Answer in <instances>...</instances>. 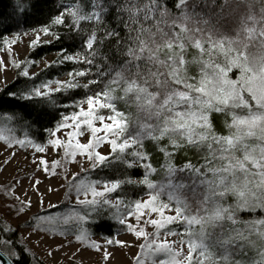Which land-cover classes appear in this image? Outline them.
Wrapping results in <instances>:
<instances>
[{"label": "snow or ice", "instance_id": "snow-or-ice-1", "mask_svg": "<svg viewBox=\"0 0 264 264\" xmlns=\"http://www.w3.org/2000/svg\"><path fill=\"white\" fill-rule=\"evenodd\" d=\"M47 2L14 0L17 15L12 23L9 14L0 12V41L9 53L27 33L18 31L11 39L4 33L19 29ZM254 4L261 5L258 11ZM56 9L47 24L32 29L36 38L31 46H38L41 33L59 41L61 35L52 29L65 26L68 39L80 37L83 52L69 55L62 50L58 63L72 61L89 69L69 72L68 80L0 89V110L8 109L0 111V141L9 148L31 147L35 153H45L49 147L63 149L64 163L76 162L81 156L93 169L119 165L144 169L139 180L125 174L123 179H80L70 185L75 188L77 204L90 208L91 213L80 215L73 210L65 222H83L94 213L99 220L93 223H100L106 208L115 209L108 218L145 240L139 245L136 264L160 255L164 259L159 264H264V216L241 218L243 212L264 211V0H174L172 8L167 0H69ZM109 17L116 21L115 27ZM190 48L195 54L188 59ZM22 63L34 65L35 61H13L16 68ZM193 64L199 68L197 76L189 75ZM93 66L98 79L80 84L78 78L87 79ZM18 75L38 77L37 73L30 75L27 66ZM99 85H103L100 91L83 99L69 95L68 103L58 102L57 94L63 100V94L72 89L90 90ZM121 103L127 111L117 107ZM60 107L77 110L68 115L61 112L56 119L54 110ZM214 112L231 117L230 123L225 121L227 135L216 131ZM44 118L55 124L42 129L49 138L40 144L29 130ZM14 122L22 124L23 138L8 127ZM64 129L68 130L66 139H61L57 134ZM86 132L89 138L82 143L79 137ZM165 138L168 143L162 145ZM145 141L163 154L159 169L153 166ZM105 143L110 146L108 154L98 150ZM190 149L201 154L202 162L186 159L176 164L177 153L187 154ZM32 164L52 174L62 166L61 160L49 164L43 157L34 158ZM158 172L162 179H151ZM126 185L146 189L147 199L109 198ZM18 211H24L23 202ZM128 217H134L136 224ZM142 220L154 232L140 227ZM172 225H182L184 231L177 233ZM175 235L182 238L179 247L167 239ZM76 240L101 252L105 262L112 255L89 239L87 229L82 228ZM105 243L126 246L115 238H106ZM29 251L10 238L0 240V264H29Z\"/></svg>", "mask_w": 264, "mask_h": 264}, {"label": "rangeland", "instance_id": "rangeland-1", "mask_svg": "<svg viewBox=\"0 0 264 264\" xmlns=\"http://www.w3.org/2000/svg\"><path fill=\"white\" fill-rule=\"evenodd\" d=\"M12 37L13 35L9 36L10 39ZM35 38L33 31L21 35L12 46L10 53L7 46H2L0 59L4 64L0 66V88L14 78L12 62L27 55L29 44ZM47 39L48 37L41 33L40 42ZM52 58L53 56H47L41 59L39 68L46 65ZM67 131V129L61 130L57 135L61 139H66ZM88 138L89 133L79 137L82 143L87 142ZM98 150L107 154L110 146L105 143ZM13 153H15L14 156ZM34 153L35 150L31 147L20 148L17 145L9 148L0 141V224L4 228L13 230L6 232L5 239L13 235L21 246L30 250L29 253L32 256L36 255L45 264H136L137 256L141 253L139 245L145 243V240L138 239L133 233L127 231L118 234L115 238L124 241L126 246L107 245L106 238L89 235L90 240L96 241L112 253L107 262L103 260L101 252L82 246L76 240L77 235L63 234L62 226L70 222V220L65 222L64 218L73 212L74 206L71 205L77 204L76 191L74 187L70 189L69 183L75 175L91 168L90 162L84 157L77 156L76 162L64 163L63 149L51 147L45 153H35V156ZM37 157H43L49 161V164L54 160H61L62 166L56 169V174H52L51 171L44 172L32 164V160ZM5 161L8 162L5 163ZM36 181L39 183L37 184ZM80 199H84V196H80ZM21 202H23V212L18 211ZM58 206H60V212L56 219V212L52 208ZM37 217H51L52 220L51 222L37 221ZM128 220L136 224L134 217H128ZM139 226L145 227L149 233L155 230L153 226L145 225L143 220ZM50 227L57 228L60 232L53 228L49 229ZM164 238L165 234H162L161 239ZM167 239L176 241V247L180 246L177 237L167 236ZM141 258L143 259L142 256ZM155 260V263L159 262ZM146 264L153 263L148 259Z\"/></svg>", "mask_w": 264, "mask_h": 264}, {"label": "trees", "instance_id": "trees-1", "mask_svg": "<svg viewBox=\"0 0 264 264\" xmlns=\"http://www.w3.org/2000/svg\"><path fill=\"white\" fill-rule=\"evenodd\" d=\"M174 0H167V5L169 8H172ZM60 3H69V0H48L47 3H45L42 7V11L38 12L37 14L31 16L27 23L21 24L20 28L17 29L15 27L11 28L8 32L4 33L6 36L14 35L16 32H26L29 33L32 31V29H39L44 24H47L49 22L50 16H53L57 14L56 5H59ZM13 4L14 0H0V12L9 14V23L13 22V19L16 17L17 14L13 13ZM261 5L254 4V8L258 11L259 7ZM109 23L112 27L116 26V21L113 20L111 17H109ZM85 28L91 27V25L84 24ZM53 31L58 32L61 35V39L59 41L55 40L51 35L47 36V41H51V43H44V41H41L37 47L33 48L31 46V42L29 44V51L25 57L22 59H19L15 62H25V61H35L34 65H25L21 64L20 68H16L12 62V68L14 70V78L6 83L4 86H2L0 89L5 88L7 86L8 89L11 90H18L25 86H32L33 81L35 84H39L42 81L45 80H68L70 77L68 76L69 72H72L74 70H88L89 66L86 64H75L72 61H65L64 63H58V61L62 57V50H66L67 54L73 55L77 52H83V49L81 48V39L80 37H76L75 39H68V30L65 26H54ZM123 34V33H122ZM4 44L2 41H0V50ZM108 48L105 47L104 51H107ZM195 54L194 49H189L188 51V59H191L192 56ZM47 56H53V58L43 67L39 68L40 60L47 57ZM57 62V63H53ZM97 63H100L99 60H97ZM110 63L115 64V61H110ZM50 65V66H49ZM28 67L29 74L37 73L38 77L29 79L27 77L19 76L18 73L23 71L24 67ZM96 68L93 66L90 69V75L87 79L85 78H78V82L80 84H85L88 82V79H98V77L95 75ZM199 71V68L197 65H190L189 66V75L191 76H197ZM106 82V81H105ZM103 85L99 86H91V89H84V88H77L70 90L69 93H64L63 96L65 99L60 100L59 97L61 94H57L58 102L61 103H68L69 101L66 99L69 95L72 96V98L76 100L83 99L86 95H92L95 91H100ZM117 107L122 111H127L128 109H125L124 104H118ZM77 110V109H68L65 110L63 107L58 108L55 111L56 119H59V113L63 112L66 115L70 114L71 111ZM0 111H8V109H3ZM132 112H135V109H131ZM101 114L107 116L109 113L107 110H101ZM33 117H30L32 119ZM225 121L231 122V117L223 114V113H212V123L216 129V131L220 134L227 135L228 129L225 127ZM55 120H49V118H44L43 120L39 121L37 124L33 126L29 130V135L36 140L37 143L45 144L48 140V135L46 132H44L43 128H51L54 127ZM99 126V124H98ZM9 128L13 129L12 134L15 135L18 138H23L24 136V128L22 127V124L20 122H14L12 124L8 125ZM88 133V132H86ZM7 134V133H6ZM167 138L161 142V144H167ZM103 145V144H102ZM101 145V146H102ZM100 146V147H101ZM145 148L146 150L151 154V162L154 167H157L159 169L160 164L163 163L164 157L163 154L160 153L157 149V147L151 142V141H145ZM110 151V150H109ZM108 154V153H107ZM200 153H198L194 149L187 150V154H185L184 151H181L177 153L175 157V163L176 164H182L185 162L186 159L192 160L193 163L202 162L200 160ZM144 173V169L142 167H133L126 169L124 165H119L116 168H95L92 167L81 171L79 174L75 175L74 178L71 180L70 185H74L77 183L80 179H91V180H104V179H113V178H124V175L130 176L133 180H139L142 178ZM153 180H160L162 179V173L158 172L157 174L153 175L151 177ZM99 187V186H98ZM75 189V188H74ZM146 189L140 190L138 188H134L132 185H126L124 186L123 190L119 193H112L109 195V198L113 201L116 200L117 195L120 196H126L128 199H138V198H144L147 199L146 195ZM81 196H83L81 194ZM90 198V197H89ZM71 206H74L75 212L79 213L80 215H88L91 213L90 208H85L81 205H78L76 203H73ZM60 206L52 208L56 212V219H58V213L60 212L59 209ZM64 208V207H63ZM62 208V209H63ZM123 212V209H121ZM66 212V211H65ZM64 212V213H65ZM68 212V211H67ZM115 212V209H105L104 218L100 223H93L94 220H99V217H97L94 213L89 215V219L83 222H80L76 219H70V222L68 224L63 225L64 232L63 234L68 235H78L80 230L87 229L90 236H100L103 238H116L118 234L127 232V229L123 226L119 225L116 220L109 219L113 213ZM73 213V212H72ZM126 214V213H125ZM264 215V211H261L260 209H257L255 212H243L241 213V218L243 220H249L254 217H261ZM59 227V226H56ZM173 230H175L177 233H182L184 231L183 226H170ZM55 229V231H59L57 228L50 227L49 229ZM0 229H4V227L0 224ZM6 232L0 231V240L5 239ZM162 234H165L163 230L161 231ZM179 242L181 241L180 235H175ZM13 241H16L17 244L20 245V243L15 240V237H10ZM177 246V245H176ZM252 255V253H250ZM155 259L159 260L164 259L162 255L150 258V261L153 263V260ZM29 264H45L40 258H38L36 255H31L29 253ZM159 264V262L155 263Z\"/></svg>", "mask_w": 264, "mask_h": 264}]
</instances>
